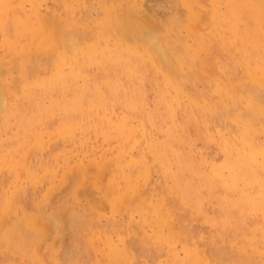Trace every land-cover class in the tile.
<instances>
[{
  "label": "rangeland",
  "instance_id": "obj_1",
  "mask_svg": "<svg viewBox=\"0 0 264 264\" xmlns=\"http://www.w3.org/2000/svg\"><path fill=\"white\" fill-rule=\"evenodd\" d=\"M3 1L0 264H264V0Z\"/></svg>",
  "mask_w": 264,
  "mask_h": 264
},
{
  "label": "bare ground",
  "instance_id": "obj_2",
  "mask_svg": "<svg viewBox=\"0 0 264 264\" xmlns=\"http://www.w3.org/2000/svg\"><path fill=\"white\" fill-rule=\"evenodd\" d=\"M0 1H1V0H0ZM4 1H5V0H4ZM4 1H3V2H4ZM17 1H18V0H17ZM68 1H69V0H68ZM243 1H244V0H243ZM243 1H242V2H243ZM247 1H248V0H247ZM7 2H8V1H7ZM66 2H67V1H66ZM244 2H245V1H244ZM15 3H16V2H15ZM186 3H187V2H186ZM238 3H239V2H238ZM16 4H17V3H16ZM183 4H184V3H183ZM189 4H190V3H189ZM189 4H188V5H189ZM186 5H187V4H186ZM231 5H232V4H231ZM233 5H234V4H233ZM249 5H250V4H249ZM253 5H255V4H253ZM0 6H1V5H0ZM33 6H34V5H33ZM7 7H8V6H7ZM15 7H16V6H15ZM238 7H239V6H238ZM243 7H244V6H243ZM258 7H259V6H258ZM263 7H264V6H263ZM12 8H13V7H12ZM241 8H242V7H241ZM5 9H6V8H5ZM7 9H8V8H7ZM15 9H16V8H15ZM239 9H240V8H238V10H239ZM242 9H243V8H242ZM259 10H260V9H259ZM263 10H264V9H263ZM13 11H14V10H13ZM14 12H15V11H14ZM14 12H13V14H14ZM17 12H18V11H17ZM17 12H15V13H17ZM231 12H232V11H231ZM5 13H6V12H5ZM240 13H241V12H240ZM18 14H19V13H18ZM34 14H35V13H34ZM238 14H239V13H238ZM244 14H245V13H244ZM256 15H257V14H256ZM28 16H29V15H28ZM233 16H234V15H233ZM235 16H236V15H235ZM235 16H234V17H235ZM244 16H245V15H244ZM262 16H263V15H262ZM5 17H6V15H5ZM15 17H16V19H17V16H15ZM26 17H27V16H26ZM33 17H34V16H33ZM218 17H219V16H218ZM222 17L224 18V16H222ZM234 17H233V18H234ZM260 17H261V16H260ZM18 18H19V17H18ZM216 18H217V16H216ZM233 18H232V19H233ZM252 18H254V17H252ZM256 18H257V16H256ZM262 18H263V17H262ZM4 19H5V18H4ZM33 20H34V19H33ZM226 20H227V18H226ZM236 20H237V19H236ZM261 20H262V19H261ZM14 21H15V20H14ZM24 21H25V20H24ZM224 21H225V19H224ZM227 21H228V20H227ZM233 21H235V20L233 19ZM258 21H259V20H258ZM263 21H264V20H263ZM22 22H23V21H22ZM36 22H37V21H36ZM225 22H226V21H225ZM225 22H224V23H225ZM238 22H239V21H238ZM259 22H260V21H259ZM24 23H25V22H24ZM28 23H29V22H28ZM32 23H33V22H32ZM230 23H231V22H230ZM248 23H249V21H248ZM19 24H20V22H19ZM227 24H228V23H227ZM262 24H263V23H262ZM22 25H23V24H22ZM238 25H239V24H238ZM240 25H241V24H240ZM223 26H224V24H223ZM229 26H230V25H229ZM16 27H17V24H16ZM225 27H226V26H225ZM227 27H228V26H227ZM260 27H263V26L260 25ZM27 28H28V27H27ZM27 28H26V29H27ZM230 28H231V27H230ZM232 28H233V26H232ZM239 28H240V27H239ZM26 29H25V30H26ZM33 29H34V28H33ZM35 29H36V28H35ZM228 29H229V28H228ZM22 30H23V29H22ZM238 30H239V29H238ZM224 31H225V30H224ZM226 31H227V30H226ZM231 31H232V30H231ZM239 31H240V30H239ZM23 32H24V31H23ZM26 32H27V31H26ZM31 32H32V30H31ZM233 32H234V30H233ZM233 32H232V33H233ZM19 33H20V32H19ZM228 34H229V33H228ZM228 34H227V35H228ZM235 37H236V36L233 37L234 40H235ZM237 38H238V37H237ZM228 39H229V38H228ZM231 39H232V38H231ZM244 39H245V38H244ZM196 40H197V39H196ZM234 40H233V41H234ZM198 41H199V40H198ZM198 41H197V42H198ZM233 41H232V42H233ZM241 41H242V40H241ZM202 43H203V42H202ZM202 43H201V44H202ZM154 49H156V48H154ZM239 50H240V49H239ZM243 50H244V49H243ZM156 52H157V51H156ZM126 53H127V52H126ZM132 53H133V52H132ZM82 54H83V53H82ZM84 54H85V53H84ZM96 54H97V53H96ZM99 54H100V53H99ZM118 54H119V53H118ZM241 54H242V53H241ZM77 55H78V54H77ZM109 55H110V54H109ZM134 55H135V54H134ZM152 55H154V54H152ZM156 55H158V54H156ZM156 55H155V56H156ZM248 55H249V54H248ZM122 56H123V54H122ZM129 56H131V55H129ZM137 56H138V55H137ZM139 56H140V55H139ZM159 56H160V55H159ZM67 57H68V56H67ZM70 57H71V56H70ZM113 57H114V56H113ZM123 57H124V56H123ZM149 57L151 58L152 56H149ZM253 57H254V56H253ZM65 58H66V57H65ZM65 58H64V59H65ZM72 58H73V57H72ZM74 58H75V57H74ZM88 58H89V57H88ZM90 58H91V57H90ZM154 58H156V57H154ZM245 58H246V57H245ZM77 59H78V58H77ZM81 59H82V58H81ZM144 59H145V58H144ZM241 59H242V58H241ZM247 59H248V58H247ZM252 59L254 60V58H252ZM91 60H92V59H91ZM141 60H142V59H141ZM149 60H150V59H149ZM157 60H158V59H157ZM62 61H63V59H62ZM75 61H76V60H75ZM106 61H107V59H106ZM128 61H129V60H128ZM144 61H145V60H144ZM244 61H245V60H244ZM261 61H262V60H261ZM104 62H105V61H104ZM129 62L131 63V61H129ZM245 62H246V61H245ZM72 63H73V62H72ZM74 63H75V62H74ZM81 63H82V62H81ZM153 63H154V62H153ZM253 63H254V62H253ZM256 63H257V62H256ZM66 64H67V63H66ZM69 64H70V63H69ZM69 64H68V65H69ZM75 64H76V63H75ZM95 64H96V63H95ZM136 64H137V63H136ZM154 64H155V63H154ZM250 64H251V63H250ZM259 64H260V62H259ZM84 65H85V64H84ZM92 65H93V64H92ZM123 65H124V64H123ZM128 65H129V64H128ZM155 65H156V64H155ZM245 65H246V64H245ZM248 65H249V64H248ZM255 65H256V64H255ZM255 65H254V66H255ZM79 66H80V62H79ZM82 66H83V65H82ZM87 66H88V65H87ZM94 66H95V65H94ZM109 66H110V65H109ZM157 66H158V64H157ZM261 66H262V65H261ZM92 67H93V66H92ZM133 67H134V66H133ZM155 67H156V66H155ZM255 67L258 68V66H255ZM255 67H254V68H255ZM60 68H61V67H60ZM118 68H119V67H118ZM153 68H154V67H153ZM245 68H246V67H245ZM58 70L60 71V69H58ZM76 70H77V69H76ZM89 70H90V69H89ZM99 70H100V69H99ZM121 70H122V69H121ZM128 70H129V69H128ZM158 70H159V68H158ZM258 70H259V69H258ZM69 71H70V70H69ZM131 71H132V70H131ZM86 72H87V71H86ZM121 72H122V71H121ZM128 72H129V71H128ZM132 72H133V71H132ZM160 72H161V71H160ZM255 72H256V70H255ZM58 73H59V72H58ZM74 73H75V72H74ZM84 73H85V72H84ZM97 73H98V72H97ZM133 73H134V72H133ZM248 73H249V72H248ZM251 73H252V72H251ZM69 74H70V73H69ZM72 74H73V73H72ZM81 74H83V73H81ZM88 74H90V73H88ZM91 74H92V73H91ZM94 74H95V73H94ZM98 74H99V73H98ZM112 74H113V72H112ZM118 74H119V73H118ZM118 74H117V75H118ZM139 74H140V73H139ZM79 75H80V73H79ZM101 75H102V74H101ZM136 75H137V74H136ZM136 75H134V77H135ZM147 75H148V74H147ZM162 75H163V74H162ZM255 75H256V74H255ZM59 76H60V75H59ZM70 76H71V75H69L68 77H70ZM76 76H78V75H76ZM76 76H75V77H76ZM85 76H86V74H85ZM85 76H84V77H85ZM91 76H92V75H91ZM97 76H98V75H97ZM167 76H168V75H167ZM63 77H64V76H63ZM88 77H89V76H88ZM119 77H120V76H119ZM131 77H132V76H131ZM95 78H96V77H95ZM129 78H130V77H129ZM129 78H128V79H129ZM135 78H136V77H135ZM143 78H144V77H143ZM157 78H159V77H157ZM163 78H164V77H163ZM167 78H168V80H169V77H167ZM54 79H55V78H54ZM75 79H77V78H75ZM81 79H83V77H82ZM91 79H92V78H91ZM99 79H100V78H99ZM111 79H112V78H111ZM55 80H56V79H55ZM58 80H59V79H58ZM60 80H61V79H60ZM96 80H97V79H96ZM131 80H132V79H131ZM64 81H65V80H64ZM68 81H69V80H68ZM82 81H83V80H82ZM94 81H95V80H94ZM112 81H113V79H112ZM115 81H116V80H115ZM115 81H114V82H115ZM122 81H123V80H122ZM129 81H130V80H128V83H129ZM138 81H139V80H138ZM144 81H147V79L144 80ZM158 81H159V80H158ZM55 82H57V81H55ZM70 82H71V81H70ZM84 82H85V81H84ZM89 82H90V81H89ZM163 82H164V80H163ZM173 82H174V81H173ZM52 83H53V82H52ZM68 83H69V82H68ZM90 83L92 84V82H90ZM130 83H131V81H130ZM139 83H141V82H139ZM158 83H159V82H158ZM160 83H161V82H160ZM168 83H169V82H168ZM170 83H171V82H170ZM260 83H261V80H260ZM49 84H50V83H49ZM56 84H57V83H56ZM58 84H59V83H58ZM62 84H63V83H62V81H61V85H62ZM83 84H84V83H83ZM135 84H137V83H135ZM262 84H263V83H262ZM262 84H260V85H262ZM45 85H46V84H45ZM45 85H44V86H45ZM76 85H77V84H76ZM76 85H75V86H76ZM79 85H80V84H79ZM81 85H82V84H81ZM95 85H96V84H95ZM137 85H138V84H137ZM142 85L144 86V84H142ZM163 85H164V83H163ZM254 85H255V84H254ZM40 86H41V85H40ZM51 86H52V85H51ZM65 86H66V85H65ZM71 86H72V85H71ZM91 86H92V85H91ZM164 86H165V85H164ZM173 86H174V84H173ZM262 86H263V85H262ZM55 87H56V86H55ZM61 87H62V86H61ZM72 87H73V86H72ZM92 87H94V86H92ZM129 87H130V86H129ZM133 87H134V86H133ZM157 87H158V86H157ZM159 87H160V86H159ZM176 87H177V86H176ZM259 87H260V86H259ZM37 88H39V87H37ZM47 88H48V87H47ZM56 88H58V86H57ZM56 88H55V89H56ZM64 88H65V87H64ZM82 88H83V87H82ZM107 88H108V87H107ZM107 88H106V89H107ZM125 88H126V87H125ZM177 88H178V87H177ZM41 89H42V88H41ZM41 89H40V90H41ZM50 89H51V88H50ZM76 89H77V91H78V88H76ZM90 89H91V88H90ZM110 89H111V88H110ZM110 89H109V90H110ZM130 89H131V88H130ZM48 90H49V88H48ZM83 90H84V89H83ZM111 90H112V89H111ZM127 90H128V89H127ZM133 90H134V89H133ZM141 90H142V89H141ZM144 90H145V88H144ZM155 90H156V89H155ZM157 90H158V89H157ZM34 91H35V90H34ZM36 91H37V90H36ZM66 91H68V90H66ZM77 91H75V92H77ZM93 91H94V90H93ZM130 91H131V90H130ZM135 91H137V90H135ZM178 91H179V90H178ZM48 92H49V91H48ZM58 92H59V91H58ZM62 92H63V91H62ZM79 92H80V91H79ZM107 92H108V91H107ZM107 92H106V94H107ZM115 92H116V91H115ZM125 92H126V91H125ZM143 92H145V91H143ZM143 92H142V93H143ZM155 92H156V91H155ZM167 92H170V91L167 90L165 94H167ZM172 92H173V91H172ZM33 93H34V92H33ZM36 93H37V92H36ZM51 93H53V92H51ZM55 93H56V92H55ZM59 93H61V92H59ZM68 93H69V91H68ZM70 93H71V92H70ZM82 93H83V92H82ZM84 93H85V92H84ZM89 93H90V92H89ZM89 93H88V94H89ZM92 93H93V92H92ZM94 93H95V92H94ZM96 93H97V91H96ZM119 93H120V92H119ZM119 93H118V94H119ZM131 93H132V91H131ZM131 93H130V94H131ZM133 93H135V92H133ZM139 93H140V91H139ZM151 93H152V92H151ZM151 93H150V94H151ZM156 93H158V91H157ZM156 93H155V94H156ZM163 93H164V92H162V96H163ZM176 93H177V92H176ZM30 94H31V93H30ZM44 94H45V92H44ZM65 94H66V93H65ZM71 94H72V93H71ZM116 94H117V92H116ZM125 94H126V93H125ZM136 94H137V92H136ZM140 94H141V93H140ZM165 94H164V96H165ZM180 94H181V93H180ZM74 95H75V94H74ZM120 95H124V94H121V93H120ZM159 95H161V93H160ZM181 95H182V94H181ZM30 96H31V95H30ZM39 96H40V95H39ZM81 96H82V95H81ZM81 96H80V97H81ZM84 96H85V95H84ZM104 96H105V95H104ZM113 96H114V95H113ZM140 96H141V95H140ZM144 96H145V95H144ZM155 96H156V95H155ZM168 96H169V95H168ZM31 97H32V96H31ZM73 97H74V96H73ZM73 97H72V98H73ZM126 97H127V96H126ZM129 97H130V96H129ZM134 97H135V96H134ZM134 97H133V98H134ZM136 97H137V95H136ZM146 97H147V95H146ZM153 97H154V96H153ZM156 97H157V96H156ZM156 97H155V98H156ZM159 97H160V96H159ZM159 97H158V98H159ZM170 97H171V96H170ZM175 97H176V94H175ZM180 97H181V96H180ZM63 98H64V97H63ZM77 98H79V97H77ZM77 98L74 99V100H77ZM107 98H108V97H107ZM117 98H118V97H117ZM124 98H125V97H124ZM127 98H128V97H127ZM137 98H139V97H137ZM155 98H154V99H155ZM35 99H36V97H35ZM68 99H69V98H68ZM81 99H82V98H81ZM96 99H97V97H96ZM121 99H122V98H121ZM129 99H130V98H129ZM161 99H162V97H161L159 100L161 101ZM174 99H175V98H174ZM180 99H181V98H180ZM55 100H56V98H55ZM71 100H72V99H71ZM74 100H73V101H74ZM124 100H125V99H124ZM126 100H127V99H126ZM169 100H170V99H169ZM51 101H52V100H51ZM81 101H82V100H81ZM163 101H165V100L163 99ZM163 101H162V102H163ZM178 101H179V99H178ZM178 101H177V102H178ZM86 102H87V101H86ZM91 102H93V101L91 100ZM114 102H116V101H114ZM118 102H119V101H118ZM126 102H127V101H126ZM154 102H155V101H154ZM179 102H180V101H179ZM37 103H38V102H37ZM39 103H40V102H39ZM71 103H72V102H71ZM79 103H80V102H79ZM79 103H78V104H79ZM81 103H82V102H81ZM124 103H125V102H124ZM156 103H157V102H156ZM173 103H174V100H173ZM59 104H61V103H59ZM59 104H58V105H59ZM68 104H69V103H68ZM75 104H76V103H75ZM78 104H77V105H78ZM84 104H85V102H84ZM92 104H93V103H92ZM109 104H110V103H109ZM120 104H121V103H120ZM163 104H164V102H163ZM175 104H176V103H175ZM66 105H67V103H66ZM66 105H64V106H66ZM117 105H118V103H117ZM164 105H165V104H164ZM190 105H191V104H190ZM190 105H189V106H190ZM56 106H57V105H56ZM74 106H75V105H74ZM79 106H81V105H79ZM87 106H88V105H87ZM119 106H120V105H119ZM121 106H122V105H121ZM126 106H127V105H126ZM126 106L123 105V107H126ZM162 106H163V105H162ZM170 106H171V105H170ZM189 106H188V107H189ZM57 107H58V106H57ZM59 107H60V106H59ZM70 107H71V105H70ZM77 107H78V106H77ZM81 107L83 108V106H81ZM81 107H80V108H81ZM93 107H94V106H93ZM95 107H96V106H95ZM157 107H158V106H157ZM165 107H166V106H165ZM165 107H164V108H165ZM66 108H67V107H66ZM71 108H72V107H71ZM71 108H70V109H71ZM84 108H85V106H84ZM86 108H87V107H86ZM98 108H99V107H98ZM120 108H121V107H120ZM127 108H129V107H127ZM127 108H126V110H127ZM166 108H167V107H166ZM166 108H165V109H166ZM189 108H190V107H189ZM257 108H258V107H257ZM257 108H256V109H257ZM16 109H17V108H16ZM22 109H23V108H22ZM58 109H59V108H58ZM60 109H61V108H60ZM73 109H75V108L73 107ZM73 109H72V110H73ZM78 109H79V108H78ZM89 109H90V108H89ZM89 109H88V110H89ZM108 109H109V108H108ZM116 109H117V108H116ZM25 110H26V109H25ZM50 110H51V109H50ZM65 110H66V109H65ZM83 110H84V109H83ZM95 110H96V109H95ZM100 110H101V109H100ZM112 110H113V108H112ZM168 110H169V108H168ZM170 110H171V109H170ZM170 110H169V112H170ZM53 111H56V110H53ZM77 111H78V110H77ZM77 111H76V112H77ZM86 111H87V110H86ZM89 111H90V110H89ZM97 111H98V110H97ZM106 111H107V110H106ZM114 111H115V110H114ZM159 111H160V110H159ZM162 111H163V110H162ZM173 111H174V110H173ZM176 111H177V110H176ZM187 111H188V110H187ZM200 111H201V110H200ZM202 111H203V110H202ZM205 111H206V110H205ZM205 111H204V112H205ZM56 112H57V111H56ZM70 112H71V111H70ZM103 112H104V111H103ZM118 112H119V111H118ZM143 112H144V111H143ZM157 112H158V111H157ZM165 112H166V111H165ZM178 112H179V111H178ZM192 112H193V111H192ZM208 112H209V111H208ZM21 113H22V112H21ZM52 113H54V112H52ZM66 113H67V110H66ZM68 113H69V112H68ZM86 113H87V112H86ZM113 113H114V112H113ZM161 113H162V112H161ZM176 113H177V112H176ZM202 113H203V112H202ZM217 113H218V111H217ZM88 114H89V113H88ZM97 114H98V113H97ZM103 114H104V113H103ZM109 114H111V113H109ZM118 114H119V113H118ZM167 114H168V113H167ZM192 114H193V113H192ZM204 114H205V113H204ZM212 114H213V113H212ZM215 114H216V113H215ZM215 114H214V115H215ZM14 115H15V114H14ZM52 115H53V114H52ZM69 115H70V114H69ZM89 115H90V114H89ZM99 115H100V114H99ZM113 115H115V114H113ZM154 115H155V114H154ZM158 115H159V113H158ZM171 115H173V114H171ZM182 115H183V114H182ZM198 115H199V114H198ZM202 115H203V114H202ZM216 115H217V114H216ZM152 116H153V115H152ZM212 116H213V115H212ZM21 117H22V116H21ZM52 117H54V116H52ZM98 117H99V116H98ZM98 117H97V118H98ZM101 117H102V116H101ZM148 117H149V116H148ZM150 117H151V116H150ZM156 117H157V115H156ZM156 117H155V118H156ZM174 117H175V116H173V118H174ZM22 118H23V117H22ZM72 118H73V116H72ZM74 118H75V117H74ZM137 118H140V117H137ZM162 118H163V117H162ZM173 118H172V119H173ZM199 118H201V117H199ZM67 119H68V118H67ZM69 119H71V118L69 117ZM82 119H83V117H82ZM88 119H89V118H88ZM95 119H96V118H95ZM98 119H99V118H98ZM98 119H97V120H98ZM141 119H142V118H141ZM151 119H152V118H151ZM172 119H171V120H172ZM242 119H243V118H242ZM71 120H72V119H71ZM74 120H75V119H74ZM80 120H81V119H80ZM86 120H87V119H86ZM92 120H93V119H92ZM155 120H156V119H155ZM160 120H161V119H160ZM163 120H164V118H163ZM198 120H199V119H198ZM23 121H24V120H23ZM65 121H66V120H65ZM67 121H68V120H67ZM83 121H84V120H83ZM107 121H108V120H107ZM110 121H111V120H110ZM126 121H127V120H126ZM153 121H154V120H153ZM153 121H152V122H153ZM166 121H167V120H166ZM214 121H215V120H214ZM60 122H61V121H60ZM85 122H86V121H85ZM100 122H101V121H100ZM100 122H99V124H100ZM113 122H114V121H113ZM159 122H160V121H159ZM197 122H198V121H197ZM219 122H220V121H219ZM231 122H232V120H231ZM236 122H237V121H236ZM31 123L33 124V122H30V123H28V124H31ZM62 123H65V124H64V127H65L66 122H62ZM62 123H61V124H62ZM67 123H68V122H67ZM70 123H71V122H70ZM76 123H77V122H76ZM162 123H163V122H162ZM233 123H234V122H233ZM233 123H232V125H233ZM239 123H240V122H239ZM20 124H21V126H22V123H20ZM40 124H41V123H40ZM61 124H60V125H61ZM72 124H73V123H72ZM88 124H89V123H88ZM94 124H95V123H94ZM114 124H117V123H114ZM164 124H165V123H164ZM207 124H208V123H207ZM247 124H249V123H247ZM23 125H24V124H23ZM110 125H111V124H110ZM139 125H140V124H139ZM159 125H160V124H159ZM175 125H176V123H175ZM212 125H213V124H212ZM28 126H29V125H28ZM31 126H33V125H31ZM62 126H63V125H62ZM76 126H77V125H76ZM76 126H75V127H76ZM79 126H80V125H79ZM97 126H98V124H97ZM160 126H161V125H160ZM167 126H168V125L166 124V127H167ZM176 126H177V125H176ZM33 127H34V126H33ZM35 127H36V126H35ZM58 127H59V126H58ZM58 127H57V128H58ZM81 127H83V126H81ZM88 127H89V126H88ZM106 127H107V125H106ZM130 127H131V126H130ZM130 127L128 126V129H129ZM157 127H158V126H157ZM162 127H163V126H162ZM166 127H165V128H166ZM214 127H215V126H214ZM240 127L242 128V126H240ZM62 128H63V127H62ZM89 128H90V127H89ZM95 128H96V126H95ZM107 128H108V127H107ZM111 128H112V127H111ZM133 128H135V127H133ZM139 128H140V127H139ZM165 128H164V129H165ZM208 128H209V127H208ZM208 128H207V130H208ZM243 128H244V127H243ZM22 129H23V128H22ZM59 129H60V128H59ZM68 129H70V128H68ZM77 129H78V128H77ZM77 129H76V131H77ZM113 129H114V128H113ZM157 129H158V128H157ZM162 129H163V128H162ZM218 129H219V128H218ZM220 129H221V128H220ZM246 129H247V128H246ZM36 130H37V129H36ZM36 130H35V131H36ZM61 130H62V129H61ZM72 130H73V129H72ZM87 130H88V129H87ZM146 130H147V129H146ZM148 130H149V129H148ZM158 130H159V129H158ZM224 130H225V129H224ZM248 130H249V129H248ZM23 131H24V130H23ZM42 131H43V130H42ZM58 131H59V130H58ZM117 131H118V130H117ZM154 131H155V130H154ZM159 131H160V130H159ZM221 131H222V130H221ZM231 131H232V130H231ZM249 131H250V130H249ZM40 132H41V131H40ZM52 132H53V131H52ZM60 132H61V131H60ZM60 132H59V133H60ZM65 132H66V131H65ZM73 132H74V131H73ZM86 132H87V131H86ZM96 132H97V131H96ZM100 132H101V131H100ZM114 132H115V130H114ZM137 132H138V131H137ZM148 132H149V131H148ZM148 132H147V133H148ZM179 132H180V131H179ZM191 132H192V131H191ZM219 132H220V131H219ZM237 132H238V131H237ZM25 133H27V132H25ZM55 133H56V132H55ZM59 133H58V134H59ZM94 133H95V132H94ZM135 133H136V132H135ZM150 133H151V132H150ZM182 133H183V132H182ZM192 133H193V132H192ZM201 133H202V132H201ZM239 133H240V132H239ZM23 134H24V133H23ZM62 134H63V133H62ZM65 134H66V133H65ZM72 134H74V133H72ZM72 134H71V135H72ZM99 134H100V133H99ZM145 134H146V133H145ZM193 134H194V133H193ZM221 134H223V133L221 132ZM225 134H226V133H225ZM60 135H61V134H60ZM114 135H115V134H114ZM138 135H139V134H138ZM142 135H143V134H142ZM154 135H156V134H154ZM178 135H179V134H178ZM82 136H83V135H82ZM84 136H85V135H84ZM144 136H145V135H144ZM161 136H162V135H161ZM161 136H160V137H161ZM183 136H184V135H183ZM235 136H236V135H235ZM132 137H133V136H132ZM135 137H136V136H135ZM164 137H165V136H164ZM241 137H242V136H241ZM255 137H256V136H255ZM64 138H65V136H64ZM75 138H76V137H75ZM79 138H80V137H79ZM79 138H78V139H79ZM93 138H94V137H93ZM97 138H98V137H97ZM173 138H174V137H173ZM225 138H226V136L224 137V139H225ZM67 139H68V138H67ZM103 139H104V138H103ZM145 139H146V138H145ZM155 139H156V138H155ZM165 139H166V138H165ZM174 139H175V138H174ZM184 139H185V138H184ZM227 139H228V138H227ZM252 139H253V138H252ZM20 140H21V139H20ZM64 140H65V139H64ZM76 140H77V139H76ZM89 140H90V139H89ZM94 140H95V139H94ZM94 140H93V141H94ZM97 140H98V139H97ZM107 140H108V139H107ZM130 140H131V139H130ZM139 140H140V139H139ZM244 140H245V139H244ZM59 141H60V140H59ZM79 141H80V140H79ZM87 141H88V140H87ZM109 141H110V140H109ZM148 141H149V140H148ZM175 141H176V139H175ZM245 141H246V140H245ZM245 141H244V142H245ZM76 142H77V141H76ZM91 142H92V140H91ZM95 142H96V141H95ZM105 142H106V141H105ZM114 142H115V141H114ZM117 142H118V141H117ZM119 142H121V141H119ZM150 142H151V141H150ZM182 142H183V141H182ZM86 143H87V142H86ZM86 143H85V144H86ZM111 143H112V142H111ZM122 143H123V142H122ZM122 143H120V144H122ZM148 143H149V142H148ZM250 143H251V142H250ZM256 143H257V141H256ZM260 143H261V142H260ZM18 144H19V143H18ZM65 144H66V143H65ZM75 144H76V143H75ZM146 144H147V142H146ZM146 144H145V145H146ZM158 144H159V143H158ZM197 144H198V143H197ZM201 144H202V143H201ZM240 144H241V143H240ZM248 144H249V143H248ZM79 145H80V144H79ZM90 145H91V144H90ZM109 145H110V143H109ZM149 145H150V143H149ZM176 145H177V144H176ZM215 145H217V144H215ZM215 145H214V146H215ZM227 145H228V144H227ZM238 145H239V144H238ZM251 145H252V144H251ZM63 146H64V145H63ZM66 146H67V145H66ZM68 146H70V145H68ZM86 146H87V145H86ZM239 146H240V145H239ZM246 146H247V145H246ZM259 146H260V145H259ZM261 146H262V143H261ZM70 147H71V146H70ZM98 147H99V146H98ZM102 147H103V146H102ZM128 147H129V146H128ZM149 147H150V146H149ZM181 147H182V146H181ZM199 147H200V146H199ZM209 147H210V145H209ZM219 147H220V146H219ZM248 147H249V146H248ZM37 148H38V147H37ZM63 148H64V147H63ZM71 148H72V147H71ZM94 148H95V146H94ZM99 148H101V147H99ZM217 148H218V147H217ZM221 148H222V147H221ZM15 149H17V148H15ZM73 149H75V148H73ZM80 149H81V148H80ZM104 149H105V148H104ZM128 149H129V148H128ZM133 149H134V147H133ZM145 149H147V148H145ZM145 149H144V150H145ZM149 149H151V148H149ZM152 149H153V148H152ZM219 149H220V148H219ZM90 150H91V149H90ZM207 150H208V149H207ZM215 150H216V149H215ZM63 151H64V150H63ZM80 151H81V150H80ZM103 151H104V150H103ZM124 151H125V150H124ZM71 152H72V151H71ZM115 152H116V151H115ZM125 152H126V151H125ZM127 152H128V151H127ZM150 152H151V150H150ZM229 152H230V151H229ZM17 153H18V152H17ZM101 153H102V150H101ZM119 153H121V152H119ZM144 153H145V151H144ZM152 153H153V152H152ZM218 153H219V152H218ZM10 154H11V153H10ZM59 154H60V153H59ZM62 154H63V153H62ZM68 154H70V153H68ZM86 154H88V152H86ZM102 154H104V152H103ZM105 154H106V153H105ZM105 154H104V155H105ZM116 154H117V153H116ZM141 154H142V153H141ZM153 154H154V153H153ZM186 154H187V153H186ZM230 154H231V152H230ZM245 154H246V153H245ZM245 154H244V155H245ZM15 155H16V154H15ZM63 155H64V154H63ZM98 155H99V153H98ZM104 155H103V156H104ZM122 155H123V154H122ZM145 155H146V154H145ZM169 155H171V154H169ZM207 155H208V154H207ZM263 155H264V154H263ZM101 156H102V155H101ZM140 156H141V155H140ZM140 156H139V157H140ZM9 157H10V155H9ZM51 157H52V156H51ZM53 157H55V156H53ZM53 157H52V158H53ZM117 157H118V156H117ZM119 157H120V156H119ZM168 157H169V156H168ZM93 158H95V157H93ZM140 158H141V157H140ZM222 158H223V157H222ZM260 158H261V157H259V159H260ZM263 158H264V157H263ZM62 159H63V158H62ZM197 159H198V158H197ZM119 160H120V159H118V162H119ZM139 160H140V159H139ZM189 160H190V159H189ZM195 160H196V159H195ZM198 160H199V159H198ZM62 161H63V160H62ZM62 161H61V162H62ZM142 161H143V163H145L144 160H142ZM166 161H167V160H166ZM53 162H54V161H53ZM135 162H136V161H135ZM217 162H218V161H217ZM220 162H221V161H220ZM228 162H229V161H228ZM11 163H13V162H11ZM11 163H10V164H11ZM59 163H60V162H59ZM143 163H142V164H143ZM156 163H158V162H156ZM172 163H173V162H172ZM199 163H200V162H199ZM19 164H20V163H19ZM60 164H61V163H60ZM131 164H132V163H131ZM138 164H139V162H138ZM153 164H155V163H153ZM153 164H152V166H153ZM168 164H169V163H168ZM43 165H44V164H43ZM46 165H47V164H46ZM198 165H199V164H198ZM210 165H211V164H210ZM229 165H230V164H229ZM15 166H16V163H15ZM18 166H19V165H18ZM20 166H22V165H20ZM48 166H49V165H48ZM206 166H207V165H206ZM222 166H223V163H222ZM222 166H221V167H222ZM13 167H14V166H13ZM50 167H51V166H50ZM135 167H136V166H135ZM138 167L141 168L140 166H138ZM144 167H145V166H144ZM149 167H150V166H149ZM213 167H215V165H214ZM254 167H255V166H254ZM1 168H2V167H1ZM53 168H54V167H53ZM55 168H56V167H55ZM132 168H133V166H132ZM252 168H253V167H252ZM137 169H138V168H137ZM195 169H196V168H195ZM197 169H198V168H197ZM211 169H212V168H211ZM257 169H258V168H257ZM1 170H2V169H1ZM1 170H0V171H1ZM9 170H10V169H9ZM129 170H130V169H129ZM142 170H143V169H142ZM192 170H193V169H192ZM212 170H214V169H212ZM238 170H239V169H238ZM11 171H12V169L10 170V172H11ZM16 171H17V169H16ZM240 171H241V169H240ZM243 171H245V170H243ZM259 171H260V169H259ZM126 172H127V171H126ZM200 172H201V171H200ZM200 172H199V174H200ZM7 173H8V172H7ZM13 173H14V172H13ZM15 173H16V172H15ZM142 173H143V172H142ZM262 173H263V172H262ZM0 174H1V173H0ZM21 174H22V173H21ZM21 174L19 173V175H21ZM125 174H126V173H125ZM143 174H144V173H143ZM199 174H198V176H199ZM206 174H207V173H206ZM13 175H14V174H13ZM28 175H29V174H28ZM32 175H34V174H32ZM183 175H184V174H183ZM188 175H189V174H188ZM195 175H196V174H195ZM204 175H205V174H204ZM229 175H231V174H229ZM16 176H17V175H16ZM16 176H15V177H16ZM126 176H127V175H126ZM196 176H197V175H196ZM196 176H195V178H196ZM205 176H206V175H205ZM252 176L254 177L253 174H252ZM7 177H8V176H7ZM23 177H24V176H23ZM130 177H131V175H130ZM185 177H186V176H185ZM190 177H192V175H190ZM224 177H225V176H224ZM3 178H4V177H3ZM18 178L20 179V177H18ZM206 178H207V176H206ZM216 178H218V177H216ZM11 179H12V178H11ZM16 179H17V178H16ZM171 179H172V178H171ZM171 179H170V180H171ZM180 179H181V178H180ZM187 179H188V178H187ZM223 179H224V178H223ZM7 180H8V179H7ZM17 180H18V179H17ZM199 180H200V179H199ZM203 180H204V179H203ZM218 180L220 181V179H218ZM225 180H226V179H225ZM12 181H13V180H12ZM32 181H33V180H32ZM193 181H194V180H193ZM246 181H247V180H246ZM246 181H245V183H246ZM8 182H9V181H8ZM14 182H15V181H14ZM169 182H170V181H169ZM195 182H196V181H195ZM197 182H198V181H197ZM200 182H202V181L200 180ZM207 182H208V178H207ZM183 183H184V181H183ZM202 183H203V182H202ZM227 183H228V182H227ZM229 183H230V182H229ZM240 183H241V182H240ZM169 184H170V183H169ZM186 184H187V183H186ZM197 184H198V183H197ZM209 184H210V182H209ZM8 185H9V184H8ZM10 185H11V184H10ZM15 185H16V184H15ZM177 185H178V184H177ZM200 186H202V185H200ZM206 186H207V185H206ZM224 186H225V185H224ZM183 187H184V186H183ZM210 187H211V186H210ZM132 188H133V186H132ZM132 188H131V189H132ZM193 188H194V187H193ZM201 188H202V187H201ZM203 188H204V187H203ZM205 188H206V187H205ZM226 188H227V186H226ZM256 189H257V188H256ZM256 189H255V190H256ZM184 190H185V189H184ZM194 190H195V189H194ZM196 190H197V189H196ZM258 190H259V189H258ZM33 191H34V190H33ZM191 191H192V190H191ZM208 191H209V190H208ZM210 191H211V190H210ZM220 191H221V190H220ZM223 191H224V190H223ZM6 192H7V190H6ZM115 192H116V191H115ZM186 192H187V191H186ZM195 192H196V191H195ZM199 192H200V191H199ZM252 192H253V191H252ZM255 192H256V191H255ZM120 193H121V192H120ZM204 193H205V192H204ZM215 193H216V192H215ZM181 194H182V193H181ZM189 194H191V193H189ZM5 195H6V193H5ZM211 195H212V193H211ZM246 195H247V194H246ZM35 196H36V195H35ZM231 196H232V195H231ZM231 196H230V197H231ZM234 196H235V195H234ZM248 196H249V195H248ZM4 197H5V196H4ZM184 197H185V196H184ZM190 197H191V196H190ZM203 197H204V196H203ZM218 197H219V196H218ZM235 197H236V196H235ZM249 197H250V196H249ZM26 198H27V196H26ZM26 198H25V199H26ZM186 198H187V197H186ZM198 198H199V197H198ZM210 198H211V197H210ZM6 199H7V198H6ZM8 199H9V197H8ZM8 199H7V200H8ZM20 199H21V198H20ZM31 199H32V198H31ZM219 199H220V198H219ZM3 200H4V199H3ZM126 201H127V200H126ZM208 201H209V200H208ZM235 201H236V200H235ZM240 202H242V201H240ZM26 203H27V202H26ZM28 203H29V202H28ZM3 204H4V203H3ZM243 204H244V203H243ZM1 205H2V204H1ZM4 205H5V204H4ZM188 205H190V204H188ZM204 205H205V204H204ZM224 205H225V204H224ZM3 208H4V207H3ZM205 208H206V207H205ZM223 208H224V207H223ZM206 209H207V208H206ZM217 209H218V207H217ZM1 210H2V209H1ZM5 210H6V209H5ZM5 210H3V212H4ZM241 210H242V209H241ZM7 211H8V210H7ZM214 211H216V210H214ZM219 211H221V210L219 209ZM166 212H167V211H166ZM240 212H241V211H240ZM222 213H223V212H222ZM4 214H5V213H4ZM7 214H8V213L6 212V215H7ZM212 214H213V213H212ZM165 215H166V214H165ZM258 215H259V214H258ZM1 216H2V215H1ZM4 216H5V215H4ZM162 216H163V215H162ZM167 216H168V215H167ZM196 216H197V215H196ZM165 217H166V216H165ZM163 218H164V217H163ZM163 218H162V219H163ZM165 220H166V218H165ZM255 220H256V219H255ZM167 221H168V220H167ZM155 222H156V220H155ZM253 222H254V221H253ZM258 222H259V221H258ZM260 222H261V221H260ZM159 225H160V224H159ZM237 225H238V224H237ZM257 225H258V224H257ZM251 226H252V225H251ZM238 227H239V226H238ZM238 227H237V229H238ZM222 228H223V227H222ZM243 228H244V226H243ZM252 228H253V227H252ZM235 229H236V228H235ZM246 229H247V228H246ZM249 229H250V228H249ZM263 229H264V228H263ZM199 231H200V230H199ZM252 231H253V230H252ZM255 231H256V229H255ZM261 231H262V230H261ZM3 232H4V231H3ZM196 232H197V231H196ZM224 232H225V231H224ZM228 232H229V231H228ZM247 232H248V231H247ZM250 232H251V231H250ZM221 233H222V231H221ZM236 233H237V231H236ZM241 233H242V232H241ZM158 234H159V233H158ZM201 234H202V233H201ZM204 234H205V233H204ZM215 234H216V233H215ZM234 234H235V232L233 233V235H234ZM244 234H245V233H244ZM0 235H1V234H0ZM156 235H157V234H156ZM198 235H199V234H198ZM223 235H224V234H223ZM248 235H249V234H248ZM257 235H258V234H257ZM219 236H220V235H219ZM238 236H239V235H238ZM243 236H244V235H243ZM260 236H262V235H260ZM165 237H166V235H165ZM249 237H251V236L249 235ZM249 237H248V238H249ZM252 237H253V236H252ZM252 237H251V238H252ZM255 237H256V236H255ZM171 238H172V237H171ZM260 238H261V237H260ZM165 239H166V238H165ZM172 239H174V238H172ZM195 239H196V238H195ZM220 239H221V238H220ZM159 240H160V239H159ZM198 240H199V239H198ZM203 240H204V239H203ZM233 240H234V239H233ZM239 240H240V239H239ZM255 240H256V239H255ZM226 241H228V240H226ZM231 241H232V240H231ZM241 241H242V240H241ZM241 241H240V242H241ZM262 241H263V240H262ZM157 242H158V240H157ZM202 242H203V241H202ZM214 242H215V241H214ZM240 242H239V243H240ZM230 243H231V242H230ZM241 243H242V242H241ZM209 244H210V243H209ZM245 244H246V242H245ZM252 244H253V243H252ZM257 244H259V243H257ZM204 245H205V244H204ZM250 245H251V244H250ZM165 246H166V245H165ZM239 246H240V245H239ZM239 246H238V247H239ZM251 246H252V245H251ZM221 247H222V246H221ZM240 247H242V246H240ZM246 247H247V246H246ZM253 247H254V245H253ZM256 247H257V246H256ZM140 248H141V247H140ZM168 248H170V247H168ZM231 248H233V247H231ZM242 248H244V247H242ZM112 249H113V247H112ZM257 249H258V248H257ZM198 250H199V249H198ZM234 250H235V249H234ZM246 250H247V249H246ZM167 251H168V250H167ZM200 251H201V250H200ZM243 251H244V250H243ZM255 251H256V250H255ZM118 252H119V251H118ZM134 252H135V251H134ZM245 252H246V251H245ZM257 252H259V250H258ZM111 253H114V252H111ZM123 253H124V252H123ZM193 253H194V252H193ZM200 253H201V252H200ZM232 253H233V252H232ZM263 253H264V252H263ZM139 254H140V253H139ZM169 254H170V253H169ZM169 254H168V256H169ZM197 254H198V252H197ZM197 254H196V255H197ZM250 254H251V253H250ZM252 254H253V253H252ZM261 254H262V253H261ZM110 255H111V254H110ZM113 255H114V254H113ZM122 255H123V254H122ZM126 255H127V254H126ZM126 255H125V256H126ZM155 255H156V254H155ZM254 255H255V254H254ZM263 255H264V254H263ZM116 256H117V255H116ZM127 256H128V255H127ZM131 256H132V255H131ZM250 257H251V256H250ZM259 257H260V256H259ZM261 257H262V256H261ZM187 258H188V257H187ZM184 259H185V258H184ZM175 260H176V259H175ZM260 261H261V260H260ZM150 262H151V261H150ZM155 262H157V261H155ZM203 263H204V262H203ZM194 264H195V263H194ZM242 264H243V263H242Z\"/></svg>",
  "mask_w": 264,
  "mask_h": 264
}]
</instances>
